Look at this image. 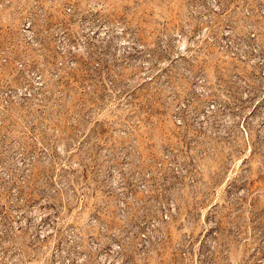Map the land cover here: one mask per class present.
I'll list each match as a JSON object with an SVG mask.
<instances>
[{
	"label": "rangeland",
	"instance_id": "1",
	"mask_svg": "<svg viewBox=\"0 0 264 264\" xmlns=\"http://www.w3.org/2000/svg\"><path fill=\"white\" fill-rule=\"evenodd\" d=\"M0 264H264V0H0Z\"/></svg>",
	"mask_w": 264,
	"mask_h": 264
}]
</instances>
